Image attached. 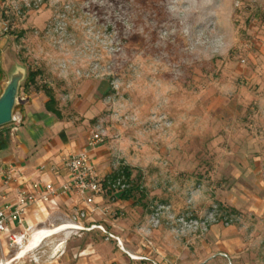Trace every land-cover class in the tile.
Masks as SVG:
<instances>
[{"label": "rangeland", "instance_id": "rangeland-1", "mask_svg": "<svg viewBox=\"0 0 264 264\" xmlns=\"http://www.w3.org/2000/svg\"><path fill=\"white\" fill-rule=\"evenodd\" d=\"M1 56L0 93L15 65L37 73L21 82L13 115L25 90L45 86L84 146L101 135L100 176L118 172L132 189L127 200L102 194L92 213L112 232L144 224L164 237L168 223L153 219L163 216L182 234L178 218L210 214L217 236L264 244V0H0ZM49 213L36 228L65 222ZM83 232L66 229L11 264H87L80 251L112 248L107 234ZM210 236L180 237L177 247L192 251Z\"/></svg>", "mask_w": 264, "mask_h": 264}, {"label": "crops", "instance_id": "crops-1", "mask_svg": "<svg viewBox=\"0 0 264 264\" xmlns=\"http://www.w3.org/2000/svg\"><path fill=\"white\" fill-rule=\"evenodd\" d=\"M4 57L1 56L0 60V71L2 74L6 73L5 71L7 69ZM21 96L22 102L18 107L19 115H14L15 125L10 132L8 129L0 131V168L8 166L19 167L22 170L23 179L27 182L50 181L56 184V186H59L67 178L65 171L61 168V160L70 153L82 149L85 144L84 138L79 137L77 139L74 136L76 131L75 127L71 121H66L59 105L57 106L60 111L59 117L46 110L45 103L48 97L42 89L25 90ZM16 121L17 123H15ZM97 148L95 146L91 149L89 156L90 161L100 173L98 164L99 151ZM22 180L15 179L8 185L2 184L0 186V203L14 199L16 189ZM102 198V196H97L95 202L101 204L103 202ZM55 201L57 203L55 208L45 203L50 212L49 214L59 213L65 217L63 218L65 221L69 219L74 210L85 207L82 199L71 191L57 196ZM124 203L127 205L129 202L125 201ZM260 206L258 203L253 208L257 210L258 214L260 212L259 210L262 209L261 213L263 215L264 206H261V209ZM34 209L35 207H30L22 226L17 227L12 225L14 230L21 231L26 226L36 228L41 222L44 223L45 215L38 214V216H35L33 213ZM162 217L158 219V223L154 226L160 225L159 227H162L163 220H165V223H168L166 226L168 229L167 235H164V237L163 234H159L158 232L153 233L152 231L151 233V230L147 226H144V224L141 227L142 231L131 232V226L129 227L128 225L126 227L128 228L127 232L122 234L119 232L114 233L104 223V219L90 214L81 223L83 225H89L91 223L101 224L104 229L120 239L121 246L118 247L114 239H109V241L103 244L112 242V248L110 250L108 249L104 253L82 250L78 255L87 260V264H103V259L105 258L107 259V263L114 261L115 264H152V261L158 264H177L179 258L185 260L181 264H264V244H262L263 239H261L263 237H259V235L251 239V245H246L242 238L232 235L235 237L233 238L230 233L217 236L211 230L210 225L208 230L202 233V235L208 233L211 236L206 242L202 241L200 248H193L192 251H180V248L177 247V241L180 237H198L201 232L185 231L180 234L177 231V224L175 226L173 221L169 222L166 217ZM87 232L99 235L100 237H106V234L98 230H89L83 232V234ZM8 251V241L2 235L0 237V256L3 257L5 252ZM221 253H226L228 258L221 256ZM132 256H146L148 260L135 259ZM244 257H248L249 260L244 259Z\"/></svg>", "mask_w": 264, "mask_h": 264}, {"label": "built area", "instance_id": "built-area-1", "mask_svg": "<svg viewBox=\"0 0 264 264\" xmlns=\"http://www.w3.org/2000/svg\"><path fill=\"white\" fill-rule=\"evenodd\" d=\"M12 121H15L13 113ZM100 141L101 135L97 132L92 133L88 138L86 146L74 153H70L61 160V168L65 171L67 178L65 182L59 186H56V184L50 181L27 182L23 179L22 170L19 167L8 166L0 168V186L2 184L8 185L15 179H23L16 189L14 199L12 201L0 203V237L2 235L5 236L10 247H17L18 250V248L28 240L34 229H42L26 226L21 231L14 230V225L17 227L22 226L31 206L35 207L33 212L35 216H38V214L47 215L49 210L45 203L55 208L57 206L55 198L68 191L80 197L85 207L76 209L67 221L62 222L70 226V228L67 229L75 231L98 229L103 234H107L109 237L115 239L118 246H121L120 239L106 231L101 224H81V221L87 219V217L95 212L99 206V204L95 202L97 196H101L108 191L115 194V192L117 193L118 191L128 188V185L124 184L119 177L106 181L104 177L100 176L96 166L90 161L89 151ZM159 207L162 208V206ZM103 210L105 211L106 209ZM189 216L184 218H187V220L192 219L190 221H194L193 223H186V220L182 217L177 219L178 222L187 224L186 228L189 232L199 231L204 233L208 230V227L216 221L215 215L211 216L210 214L203 217V219H199V221ZM153 219L155 224L158 223V217H153ZM196 224H198V226H196ZM225 224L227 225L228 221H225ZM44 240L46 239H43L36 248H38ZM221 255L227 257L226 253H221ZM136 257L141 260H148L146 256ZM152 264L158 263L152 261Z\"/></svg>", "mask_w": 264, "mask_h": 264}, {"label": "water", "instance_id": "water-1", "mask_svg": "<svg viewBox=\"0 0 264 264\" xmlns=\"http://www.w3.org/2000/svg\"><path fill=\"white\" fill-rule=\"evenodd\" d=\"M25 78V69L15 65L9 73V78L0 93V126L12 121V113L16 105L18 90Z\"/></svg>", "mask_w": 264, "mask_h": 264}, {"label": "bare ground", "instance_id": "bare-ground-1", "mask_svg": "<svg viewBox=\"0 0 264 264\" xmlns=\"http://www.w3.org/2000/svg\"><path fill=\"white\" fill-rule=\"evenodd\" d=\"M70 228L69 225H66L65 223L52 225L47 228L42 229H34L31 236L28 238V240L23 243L20 248L16 251L14 257L10 259H1L0 264H11L14 261L21 259L25 257L28 253L33 251L43 239L50 238L54 235L59 234L60 232L64 231L65 229ZM133 258L137 259L136 256H132Z\"/></svg>", "mask_w": 264, "mask_h": 264}, {"label": "trees", "instance_id": "trees-1", "mask_svg": "<svg viewBox=\"0 0 264 264\" xmlns=\"http://www.w3.org/2000/svg\"><path fill=\"white\" fill-rule=\"evenodd\" d=\"M37 76V73L34 71H28L27 75L24 79V82L22 83V87H25L26 85H31L35 83V78ZM35 89H42L44 91V93L46 94V96L48 97V100L45 103V108L47 111L54 113L56 116H60V111L57 108V100L55 99L53 92L50 88L48 87H39V88H35ZM121 173L123 174L124 177H129V172L125 169L122 168ZM119 176L118 172L113 173L112 175H110L109 177H107L105 180H112L116 177ZM117 193H119V197L122 200H127L129 198L132 197V189L131 188H127L125 190H121L118 191Z\"/></svg>", "mask_w": 264, "mask_h": 264}]
</instances>
